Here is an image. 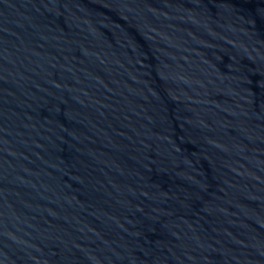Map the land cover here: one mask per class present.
<instances>
[{"label": "water", "instance_id": "obj_1", "mask_svg": "<svg viewBox=\"0 0 264 264\" xmlns=\"http://www.w3.org/2000/svg\"><path fill=\"white\" fill-rule=\"evenodd\" d=\"M0 264H264V0H0Z\"/></svg>", "mask_w": 264, "mask_h": 264}]
</instances>
